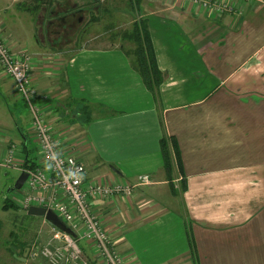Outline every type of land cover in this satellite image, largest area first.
Listing matches in <instances>:
<instances>
[{"label":"crops","instance_id":"crops-1","mask_svg":"<svg viewBox=\"0 0 264 264\" xmlns=\"http://www.w3.org/2000/svg\"><path fill=\"white\" fill-rule=\"evenodd\" d=\"M52 8L48 16L40 9L39 22L47 20L48 36L57 29L63 35L67 11ZM194 9L185 0L143 2L141 16L166 73L160 108L125 51L129 42L114 35L96 40L104 33L70 49L69 38L47 40L41 28L33 83L63 150L78 156L88 177L134 182L150 175L152 183L131 197L93 201L116 241L112 250L127 264H264V1L233 0L223 15ZM99 11L100 19L105 10ZM91 16L84 34L100 24L91 26ZM4 29L0 34L13 38ZM0 96V157L21 142L19 127L37 147L28 108L1 72ZM163 140L173 159L171 180ZM180 176L187 184L182 194L171 186ZM168 195L171 205L162 200ZM5 248L0 264H20L16 246L8 257Z\"/></svg>","mask_w":264,"mask_h":264},{"label":"built area","instance_id":"built-area-1","mask_svg":"<svg viewBox=\"0 0 264 264\" xmlns=\"http://www.w3.org/2000/svg\"><path fill=\"white\" fill-rule=\"evenodd\" d=\"M185 5H192L196 11L218 15L233 10V0H185ZM26 50L18 47L15 39L0 34V72L13 78L16 92L28 108L39 165L26 168L19 155L22 147L12 143L0 157V170L12 167L21 173L27 172L24 196L17 200L21 207L27 211L31 206L52 210L77 234L75 237L45 220L51 227V237L38 251L34 242L26 255L34 259L41 254L46 264H91L80 245L85 242L96 249L104 264H127L123 256L112 250L116 241L103 224L93 201L131 197L136 189L152 183L151 177L141 174L130 182L119 176H105L98 180L87 176L85 164L73 152L63 150L47 119L45 104L41 100L43 96L33 83L35 56ZM60 57L52 55L49 58L57 61Z\"/></svg>","mask_w":264,"mask_h":264},{"label":"rangeland","instance_id":"rangeland-1","mask_svg":"<svg viewBox=\"0 0 264 264\" xmlns=\"http://www.w3.org/2000/svg\"><path fill=\"white\" fill-rule=\"evenodd\" d=\"M28 1L33 2V0ZM89 2L90 0H59L58 2H56L53 6L54 10L57 9L58 11L65 12H69L70 10L75 9L83 10V20L81 22H78L74 27H72L71 25L68 26L66 24L61 25V28H63V35H59L58 32L60 29H57V33L54 34L52 32L50 36H48L46 31L47 20L46 24L44 23L42 26V24L39 22V14L37 12H31L30 10H28L25 6H23L21 0H0V27L2 29L7 28V30L12 31L9 33L12 34L11 37H13L17 42V46L26 48V51L32 54V56L34 54L33 52L36 51V48L38 49L37 38L41 35V28L44 29V35L47 40L55 38L56 41L59 40L60 42H62L65 38H69L68 42L71 49L81 45L83 43V39L89 38L91 36H98V34L104 33V36L96 38V40L101 41V38L107 39V37H113V35L117 32H121L123 29L130 27L133 16L126 9V7H128L127 0H103V4L111 5L112 7L117 8L116 12H114V15H110L109 13H102L100 15V24L96 25V27H91L89 32L84 34L85 28L83 27V24L86 21H89L90 15L92 13L100 14L99 7L89 6ZM155 7H157V4H155ZM43 14L44 13H42V15ZM50 14L51 9H49L46 15L48 16ZM47 16L46 19H48ZM110 24L113 26L110 27ZM94 25V23H91V26ZM108 25H110L109 28ZM0 32L2 31L0 30ZM78 43L79 45L74 46ZM51 54L52 53H44L45 60L50 61L51 59L49 57L52 56ZM0 99H2V96H0ZM18 104L22 106L23 103L19 102ZM1 108L2 105L0 104V111ZM28 114L24 115L25 118H28V120H26V123L27 121H30L29 111ZM18 119H20V122L24 124V119L20 114H18ZM15 130L18 129L15 128ZM18 134H20L19 131ZM1 170L0 250L6 247L4 254L5 257H8V248L11 244H14L16 246V258L18 259L20 264H43V262L44 264H46L45 258L41 254H38V256L34 259L26 257V255L25 259L22 256H18V252L20 249L18 245H22L24 243H28L29 249V247L32 246L34 242H36L37 244L35 247L38 251L39 248H41L42 245L51 237V227L45 221L47 219L44 216L30 215L28 214L27 210L26 212L25 209L22 210L20 208H15L12 206H9L7 208L4 207V199L6 196L15 199V201L19 204L17 200H20L19 198L24 196L25 187H23L22 190L10 189L14 186L17 178L20 176V170L12 167H6ZM182 181L183 176H180L179 180L175 181V188L179 190L178 194H181L180 190L182 187ZM167 191L171 193L170 187H167ZM169 199V195L162 196V200H167L165 202L167 203V205H171V200Z\"/></svg>","mask_w":264,"mask_h":264},{"label":"trees","instance_id":"trees-1","mask_svg":"<svg viewBox=\"0 0 264 264\" xmlns=\"http://www.w3.org/2000/svg\"><path fill=\"white\" fill-rule=\"evenodd\" d=\"M21 1L23 6H25L28 10H30L31 12L38 13L42 8H45L47 10L51 9L59 0H33V2H29L28 0ZM143 2L144 0H127V5L129 8L126 7V9L133 16L131 25L130 27L123 29L121 32H117L116 34H114V36H118L119 38H121L124 43H126V41L129 42L130 45L125 49V51L127 52V54L133 56V58L131 57L133 66L140 73L145 85L153 93L157 105L160 108L163 106L160 87L163 81L166 79V73L159 68V65L157 63V57L149 28L148 18L141 16L143 10ZM89 6L99 7V9L103 8L105 10L104 13H114L117 10V8H114L111 5L103 4V0H90ZM98 20H101V18L99 19V16H97V14L92 13L90 22L95 23ZM110 25H108V28ZM112 26L113 25H111L110 27ZM85 108L86 113L90 114V119L92 115L91 108L88 105ZM18 129L23 138L21 139V142L15 143H18L20 146L23 147V165L26 168H36L39 165V157L37 152L38 149L37 147H35V145L33 146L30 137L27 134V130H25V127H19ZM162 142L163 153L165 157V169L168 173L169 179L171 180L173 172V159L167 143L165 142V140H163ZM179 163H181V168L183 170L181 160ZM171 186L176 193H179L178 190L175 188L174 184H171ZM186 188V180H184L183 178L182 187L180 190L181 194L184 193ZM9 206L24 210L21 205H19L15 201V199L6 196L4 199V207L7 208ZM187 222L190 225L191 222L188 218ZM80 245L85 251H87V245L85 242H81ZM18 246L20 247L18 256H22L25 259V255L28 251V243H24ZM89 258L91 259V264H96V262L92 260L91 256H89Z\"/></svg>","mask_w":264,"mask_h":264},{"label":"water","instance_id":"water-1","mask_svg":"<svg viewBox=\"0 0 264 264\" xmlns=\"http://www.w3.org/2000/svg\"><path fill=\"white\" fill-rule=\"evenodd\" d=\"M68 17V14H64L63 19ZM28 173L23 171L20 176L17 178L14 186L10 188L11 190H18L24 187L25 182L27 180ZM28 214L30 215H37V216H44L47 220H49L54 225L58 226L62 230L72 234L73 236H77L76 232L70 228L54 211L48 210L42 206H31L28 209Z\"/></svg>","mask_w":264,"mask_h":264},{"label":"flooded vegetation","instance_id":"flooded-vegetation-1","mask_svg":"<svg viewBox=\"0 0 264 264\" xmlns=\"http://www.w3.org/2000/svg\"><path fill=\"white\" fill-rule=\"evenodd\" d=\"M83 10L81 9H75V10H70L69 12L65 13L68 14V17H66L65 19L62 18V20H60V23L64 24L66 23L68 26H76L78 22H81L83 20Z\"/></svg>","mask_w":264,"mask_h":264}]
</instances>
